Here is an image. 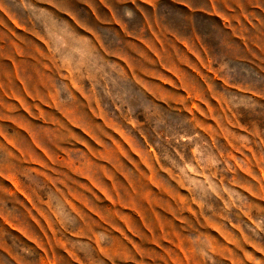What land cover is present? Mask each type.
I'll return each instance as SVG.
<instances>
[{
    "label": "rangeland",
    "instance_id": "rangeland-1",
    "mask_svg": "<svg viewBox=\"0 0 264 264\" xmlns=\"http://www.w3.org/2000/svg\"><path fill=\"white\" fill-rule=\"evenodd\" d=\"M215 1L0 0V264H264V14Z\"/></svg>",
    "mask_w": 264,
    "mask_h": 264
},
{
    "label": "crops",
    "instance_id": "crops-1",
    "mask_svg": "<svg viewBox=\"0 0 264 264\" xmlns=\"http://www.w3.org/2000/svg\"><path fill=\"white\" fill-rule=\"evenodd\" d=\"M97 4L100 6L101 11L96 8L93 10V13L96 18H99L101 13L106 12L110 16H114L116 13L126 12V13H137L141 12V10H137L138 7L144 6L148 8H152L154 11L159 10L160 4L166 0H95ZM177 5L184 6L192 11H200L205 13H214L217 12L218 9L215 6V0H169ZM250 0H247L249 2ZM79 3L84 7L85 12L88 8L87 0H79ZM233 3V4H232ZM234 3H238L237 0H225L223 12L232 11L235 6ZM242 0L237 6L242 9L240 5ZM255 10L259 13L264 14V0H253L251 3ZM90 8V6H89ZM70 12V11H69ZM68 13V11H66Z\"/></svg>",
    "mask_w": 264,
    "mask_h": 264
}]
</instances>
